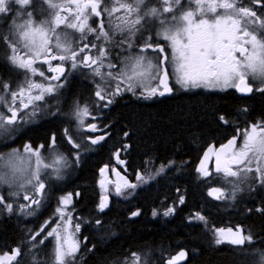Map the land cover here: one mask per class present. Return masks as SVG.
I'll list each match as a JSON object with an SVG mask.
<instances>
[{
  "label": "snow or ice",
  "instance_id": "snow-or-ice-1",
  "mask_svg": "<svg viewBox=\"0 0 264 264\" xmlns=\"http://www.w3.org/2000/svg\"><path fill=\"white\" fill-rule=\"evenodd\" d=\"M156 3L159 7L150 5L146 0H39V3L37 0H0V19L11 21V39L9 36H0V40L10 49L11 54L7 57L9 63L22 70L24 77L23 82L17 84L16 90H12L9 83L0 80V109H3L0 111V141L12 139L21 124L36 122L37 116L49 107L46 97H55L56 112L60 111V89L67 83L65 73L69 69L90 70L94 84V102L103 101L104 103L98 105L101 109L112 104L114 97L122 91L134 92L137 87L142 90L141 95L145 99L171 93L173 89L168 83L169 71L166 64L171 66L175 83L185 88L206 87L221 91L234 88L240 93L250 94L254 91L253 84L249 83L251 78L256 84L255 90L264 93V12L258 15L252 7L245 6L243 0H187L188 7L182 6V0H156ZM250 3L260 4L261 0H250ZM38 8L41 9L40 14L34 15ZM121 10L124 14L115 17L116 23H113L114 14ZM93 16L98 18L95 21L96 27L88 23ZM105 17L108 20L107 29ZM61 25H64L65 30L58 32ZM157 25L155 41L151 35H142L143 44L136 45L134 38L137 33H143ZM67 29L80 33L75 48L72 43L73 34L68 33ZM90 34L93 39L88 41ZM117 35L122 39L116 46L126 45L129 54L121 59L122 67L114 73L111 69L117 66L108 59L109 51L104 45H111ZM161 39L169 42L170 55H160L165 53V46L159 43ZM97 41H101L99 47ZM53 49L56 50L55 53ZM92 49H96L94 56L91 54ZM149 50L156 55L149 56ZM52 61L59 63L53 65ZM65 61L69 62L67 69ZM37 63L47 65V68L41 70L35 66ZM103 69L108 71H102ZM46 72L53 75H46ZM36 76L41 80H34ZM96 77H99V81ZM111 81L116 82L114 87L110 85ZM121 84L125 85L123 89ZM242 111L246 112L247 109ZM56 112L48 114L55 115ZM67 116L75 121V129L63 128L61 137L76 150L73 155L78 162L82 145L86 150H92L88 147L89 144L101 145L110 133L105 131L107 125L101 127L97 123H85L89 118L96 120L98 117V114L93 115L87 104L76 102ZM219 119L228 123L224 116ZM82 132L89 135H80ZM98 132L99 135H90ZM241 137L242 143L237 147V140ZM241 137L234 136L215 151L213 147H209L197 169L204 178L212 176L213 171H209L207 162L210 159L209 154L215 156L214 172L221 174L225 184L231 186L228 193L222 188H212L209 195L217 200H234L236 193L242 191L240 184L246 182L250 176L257 185L264 188V124L250 125L242 131ZM55 144L56 136L52 134L49 137L52 152L47 163L40 154L44 145H39L37 149H33L30 144L25 145L24 153L27 156L16 149L0 153V212L9 216L14 213L34 214L33 205L39 207L41 200L47 195V186L41 180V172L50 170L45 179H50L53 174L61 178L62 169L68 166L67 158L55 151ZM113 155L118 163H126L120 159L119 151ZM173 163L161 164L156 174L162 173ZM106 169L107 166L102 168L101 173ZM116 175L120 176V173L117 172ZM121 179L123 185L117 183L115 187L117 195L121 194L122 187L135 189L138 186ZM136 180L147 182L141 173H137ZM100 183L103 186L104 181L101 180ZM5 187L6 193L3 191ZM249 190L254 189L249 186ZM71 195L69 193L59 200L64 206L56 210L61 217L71 202ZM76 195L79 196V193ZM21 200L27 203L19 202ZM106 200L107 197L99 203L100 211L107 206ZM177 203L183 204L184 198L181 196ZM29 209L32 211H28ZM175 211L176 206L173 205L164 210L163 215H172ZM258 211L264 212V209ZM152 214L156 216L159 213L153 210ZM139 215V210L132 213V216ZM192 219L206 223V217L198 212ZM48 223L51 221L45 222L39 230L32 233L25 246L33 250L43 244L48 236L55 235L56 245L51 264H71L79 251V242L71 234L62 240L56 229H52L40 240L36 239L44 232ZM94 223L99 226L103 221L97 219ZM79 229L80 225L76 224V232ZM211 231L216 237L217 245L227 242L234 246H243L253 242L251 234H245L240 226H236L235 231L233 228H212ZM31 241L36 243L32 244ZM253 254L257 257L255 264H264V251L255 249ZM187 255V251L181 250L165 264H178ZM21 256V247L17 246L11 249L10 254H0V264H19L18 257ZM132 256L133 264H140V256L136 253ZM33 262L40 264L35 255ZM144 264H148L147 256Z\"/></svg>",
  "mask_w": 264,
  "mask_h": 264
},
{
  "label": "trees",
  "instance_id": "trees-1",
  "mask_svg": "<svg viewBox=\"0 0 264 264\" xmlns=\"http://www.w3.org/2000/svg\"><path fill=\"white\" fill-rule=\"evenodd\" d=\"M245 108L247 111H242ZM220 116L228 123L222 122ZM109 117L113 135L108 156L103 158V152L87 151L69 176L67 189H79L82 206L92 208L98 169L104 162L112 161V151L125 133L130 147L129 163L143 174L149 172L151 178L127 201L125 211L111 216L114 237L105 244V240L96 239V233L89 235L88 241L96 243V247H85L83 251L90 254L91 264L106 257L113 263L130 252L139 253L143 259L147 256L148 264H165L180 249L188 251V259L182 264H242L236 259L237 248L262 245L260 249L264 251V212L258 211L264 209V188L256 184L253 191L240 192L250 193L246 199L215 201L207 190L217 179L210 183L197 171L198 161L208 146L224 144L250 125L264 123V93L240 96L232 89L188 88L147 100L119 97L111 106ZM169 162L174 163L157 175L160 165ZM181 196L184 203L178 204ZM173 205L175 213L163 215ZM134 210H139L140 215L128 218ZM153 210L159 213L155 217ZM197 212L206 217V223L192 219ZM20 220L23 219L0 217V251L26 239L28 223ZM236 226L251 234V244L215 243L212 228Z\"/></svg>",
  "mask_w": 264,
  "mask_h": 264
},
{
  "label": "flooded vegetation",
  "instance_id": "flooded-vegetation-1",
  "mask_svg": "<svg viewBox=\"0 0 264 264\" xmlns=\"http://www.w3.org/2000/svg\"><path fill=\"white\" fill-rule=\"evenodd\" d=\"M37 1H39V0H37ZM58 2H63V0H59ZM122 2H123V0H122ZM127 2H132V0H127ZM146 2L152 6L159 7V5L156 3V0H146ZM243 3L245 6L252 7V9L254 11H257L258 15L261 12H264V0H261V3L256 4V5L251 4L250 0H243ZM182 6L188 7L187 0H182ZM43 7H46V5H44ZM193 7H194V5H193ZM40 12H41V9L38 8L37 12H34V15H38V14H40ZM61 14L64 15L66 13H61ZM123 14H124L123 10L115 13L114 18H113V23H116L115 17L121 16ZM166 15H171V14H166ZM70 19H71V17H70ZM97 19L98 18H96L94 16L90 17L88 23L91 26L96 27L95 21ZM10 24H11V21L0 19V36H9V38L11 39L10 32H9ZM105 28L106 29L108 28L107 17H105ZM157 28H158V25L156 27H150L149 29L145 30L143 33H137L135 38H134L136 45L143 44V39L141 38L142 35H144V36L151 35L153 37V40L155 41L157 39L155 36V32L157 31ZM63 29H64V25H61V27L59 29H57V31L60 32V31H63ZM66 31L68 33H71V34H75L74 29H67ZM73 36H75V35H72V37ZM88 37H93V35L90 34ZM121 39H122V37L120 35H117L115 37V41L111 45H109V44L104 45V47L107 48L109 51L108 59H111L112 63L116 64V66H117L116 68L111 69V71L114 73L118 72L120 70V68L122 67L121 59L123 57H126L129 54L128 51L126 50V45L120 46V47L116 46V44ZM159 43H161L165 46V53L160 54V55H164V54L170 55L171 48L168 46L169 42L161 39V40H159ZM135 50L136 49L134 48L133 51H135ZM55 51L56 50L53 49L54 53H55ZM10 54H11L10 49L7 47L6 43L3 40H0V80H3L5 82L9 83L12 87V90H16L17 84L22 83L24 77L22 75V70L16 69L13 65H11L9 63L7 57ZM21 54H23V50L21 51ZM83 54L84 53H81V55H83ZM91 54H93V53L91 52ZM148 55L154 57L156 54L153 53L151 50H149ZM52 63H53V65H55L59 62L58 61H52ZM105 63H107V60L105 61ZM64 64H65V67L67 69L69 62L65 61ZM35 66L37 68H41V70H44L47 68V65H41L39 63H37ZM165 66L168 67V71H169V80H168L169 86L172 87V89H173V91L171 92L170 95H172L176 91L182 90V89H188V88L204 89V88H206V87H188V88H185L179 84H176L175 80L173 78V75H172L171 66L167 65V64ZM102 71H108V69H103ZM65 74L67 75V83L65 84L63 89H60L59 104H58L60 111L56 112L57 102H56V99H54V106H53L54 108L53 109L48 108L45 112H41L37 116L36 122L30 121L27 124H21L19 126V130L13 134L12 139L7 140L6 142L0 141V153H8V152H11L13 149L19 150V152L21 151V153H24L25 145L30 144L33 149H37L39 145H44V148L40 149V154H41V157L44 159V162H46L47 159H46L45 153L49 149H52L49 146V137L52 134H55V136H56V144L54 146L55 150L58 151L59 154L61 153L62 155H64L67 158H68V156L73 155V153L76 150L72 149L71 146L69 144H67L64 139H62L61 131L63 128L75 129V121L70 120L67 116V113H69L72 110V108L76 102H79L81 105L87 104L89 106V110L93 113V115L98 114V117L96 120H91V118H89L88 120L85 121V123L86 124L89 122L97 123L101 127H104L105 125H107V127L105 128V131L110 133V135L107 136L105 141H103L101 143V145H90L89 144L88 147L91 148L92 150H86L82 145V148L79 150L80 151L79 165L81 164V160L83 158V155L85 153H87V151L88 152L93 151L92 153L103 152V156H102L103 158H106L108 156V152H109L108 143L110 141V138H112V135H113L112 123L110 122L109 111H110L111 106L114 104V102L118 98L112 104H110L107 108L101 109L98 105L102 104L104 102L103 101L94 102L95 98L93 96V91H94L93 81L86 79L82 75L72 73L71 69L66 71ZM46 75H53V74L46 72ZM33 79L36 81L41 80V78L39 76H36ZM115 83H116L115 81H111L110 85L113 87V86H115ZM153 83H155V81H153ZM249 83H252L253 87H254V91L252 92L251 95H253L255 93H260V92L255 90L256 85L253 83V81L249 80ZM124 87H125V85L121 84V88L123 89ZM230 89L234 90L238 95H240L236 89H234V88H230ZM141 91L142 90L139 87L135 88L134 92L125 90V91H123L124 93L122 94L121 98H126L128 96H136L137 98L145 99L144 96L141 95ZM170 95H167V94H165L163 96L156 95L153 97H165V96H170ZM240 96H242V95H240ZM145 100H147V99H145ZM18 103H19V100L17 101V104ZM38 103H40L41 105L44 104V102H38ZM2 110L3 109H0V111H2ZM51 112H56V114L55 115L48 114ZM21 115H23V113H21ZM47 130H49V132L46 135L45 132ZM99 134L100 133L98 132V133H91L90 135L95 136V135H99ZM80 135H89V133L82 132V133H80ZM237 136L240 137L241 133H238ZM74 138H77V137H74ZM78 142H79V140H78ZM125 145H127V143H126L125 135H124L121 143L117 144L116 147L114 148V150L112 151V161L104 162L99 167L98 177L96 178V182H95V188H93L94 192H95V202H94V204H92V208L86 209L82 206L81 200H82L83 196L81 195V191L79 189H76L75 191H73L72 189H70V190L67 189L68 188L67 183L69 182V177H65L64 179H62L60 181H56V182L51 181L52 180L51 178H50L51 180H49V179H44V177H41V180H43L47 186L46 187L47 195H46L45 199L41 200V204L39 207L33 205L35 212L32 216L26 217V215H22L19 213H14L13 215L9 216L7 213L0 212V214H2L0 217H8V218L17 217V218H21V219L24 218L23 220L28 223V229L29 230H32V231L33 230H39V228L42 225H44L45 222L50 221L56 215L60 216V214L56 210H57V208L64 207V206L59 203V200L61 197L71 193L72 194L71 195V202L67 205V207L65 209V215L70 216L71 218L73 217L74 220H76V223L78 222V224L80 225V229L78 232H79L80 239H81V246H82L81 252H85V251H83L85 247L88 250L94 249L96 247V243L88 241L89 237H90L89 235L94 234V233H96L98 235V236L96 235L97 236L96 239H103V240H105V244H106V242H108L114 236L109 235L108 237L103 238L99 235L101 233H103L106 229L111 230L110 229V218H111V216L116 212L118 213V211H119V213H122V211H125L127 201L140 189L141 184L144 183V182H138L136 180L137 173H141V174H143V173L141 172V170L139 168H137L136 166L129 163L130 161L128 158V151H129L130 147L127 145L128 147L124 148ZM218 146H220V145H218ZM117 151L120 152V159L125 161L126 162L125 164H120V163L115 161V157L113 154ZM24 154H26V153H24ZM106 165L108 166L110 182L108 183L107 190L104 191L99 186L98 183H99V178H100L99 170L103 166H106ZM209 166H215V160H213V162ZM71 170H73V169H71ZM117 172L120 173V176H119L120 178H124L123 177V175H124L130 180L131 183H136L138 186L135 189H129V188H123L122 187L121 194L117 195L116 191H115L116 184L120 183L121 185H123V181L118 182V180H117V175H116ZM211 187H213V186H211ZM3 191L6 193L7 188L5 187L3 189ZM207 192H208V190H207ZM77 193H79V196L76 195ZM103 194H107L109 196V204H108V208L106 210L100 211L98 208V205L100 203V200H101V197ZM215 201H219V200H215ZM19 202L27 203V201H22V200ZM28 211H32V209H29ZM134 211H137V210H134ZM133 212H130L128 214V218L138 217V216H132ZM90 214H92V217L90 216ZM97 219L102 220L103 224L99 225V226L96 225L94 222ZM23 220H20V221L24 222ZM29 223H31V225ZM47 227L48 228L50 227L49 224L47 225ZM110 233H111V231H110ZM47 244H49V243H44L43 245L45 246ZM17 246H19V245H16L13 247H6V246L2 247L1 249H3V250L0 251V254H3L4 252H8L10 254L11 249H13ZM131 253H137V252H131ZM137 254H139V253H137ZM125 256H126L125 254H123L121 256V258L118 260L119 263L123 261ZM170 257H168V258H170ZM91 261H90V264L92 263ZM165 262H166V260H165ZM13 264H16V263L13 262ZM22 264H27V260L26 259L23 260ZM96 264H112V263L109 261L108 257H106V258H104V260H102L101 262L99 261Z\"/></svg>",
  "mask_w": 264,
  "mask_h": 264
},
{
  "label": "rangeland",
  "instance_id": "rangeland-1",
  "mask_svg": "<svg viewBox=\"0 0 264 264\" xmlns=\"http://www.w3.org/2000/svg\"><path fill=\"white\" fill-rule=\"evenodd\" d=\"M38 2L39 1H37V3ZM73 35H75V36L72 37V43H73V48H75L76 47L77 38L80 36V33L75 31V34H73ZM92 39H93V37H88V41H91ZM96 43H97V46L99 47L101 41H97ZM92 53H93L92 55L94 56L96 54V49H92ZM78 59H79V57H78ZM89 72H90L89 69L72 70V73H76V74L82 75L86 79H89V80L93 81V78L90 76ZM95 79L97 81H99V77H96ZM249 80H251V78H249ZM204 89L216 90V89H213V88H204ZM123 93L124 92L122 91L121 94L115 96L114 97V101L117 98L121 97ZM54 99H55V97H46V101L48 102V105H49L48 108H52V109L54 108L53 107L54 106ZM257 124H264V123H257ZM241 143H242V137L237 140V147H239L241 145ZM51 152H52V149H49L45 153L46 159H47V161L45 163L48 162V158H49V155H50ZM56 152L58 153V151H56ZM20 153H21V151H20ZM21 154L24 155V156L28 155V154H24V153H21ZM67 160H68V166L62 169L61 178H57L56 175L53 174L51 176L52 180L51 179H49V180H51L53 182H56V181H60V180L64 179L65 177H69L71 175V173L73 172V170L76 167H78L79 162H80V159H79L78 162L75 161L74 155L68 156ZM207 167H208L209 171H213V175L208 177V178H206V179H209V181L211 183V182L214 181V178H216L217 179L216 184H212V185L216 186V187H219V188H222L226 193L230 192L231 191V186L225 184V182L221 179V174H217V173L214 172L215 166H207ZM71 169H73V170H71ZM48 171H50V170H43L41 172V177H44V179H45V176H46ZM143 175L145 176L146 179H148V177H150V173L149 172H146ZM232 179H235V178H232ZM249 186H251L252 189H254L255 186H256V183L251 179V176L249 177V179L246 182L240 184V188L242 189V191H238L236 193V198L234 200L242 199L244 197H245V199L248 198L250 193H248L246 195V194L240 193V192H250ZM251 191H253V190H251ZM220 200H221V202H226L228 200L234 201L233 199H220ZM1 215L2 214H0V216ZM28 216H32V215H26V217H28ZM69 218H70V223H69ZM50 221H51V223H48L50 227L49 228L47 227L48 229L46 228L44 230V232H42L41 235L38 236L36 239L40 240L47 232L51 231L52 229H56V232L59 233V235H60L62 240H63V238L66 235L71 234L72 238L79 242V251L75 254V259L71 262V264H90V261H91L90 256H89L90 254L87 253V252H81L82 246H81L80 235H79V232H76V230H75V226H76V224H78V222L76 223V220H74L73 217L71 218L70 216H67L65 214L63 215V217H61V215L60 216L56 215ZM225 229H227V228H225ZM235 229L236 228H233L234 231H235ZM35 231H37V230H33L32 231V230L28 229L26 231L27 232L26 233L27 234L26 239L25 240H24V238L21 239V244L19 246L21 247L22 256L18 257L19 258L18 259L19 264H22L23 260H25V259L27 260V264H34L33 255H35L37 257V260L40 262V264H51V257H52V254L54 252V248H55V245H56V236L55 235L48 236L47 239L44 240L43 244L44 243H49V244H47L45 246L43 244H40V245H38L37 248H35L33 250H29L25 245H26V242L29 241V238L32 235V233H34ZM110 231L111 230L106 229L103 233L100 234L101 237L104 238V237H108L109 235H113V231H111V233H110ZM245 234H247V233H245ZM31 243L35 244L36 241H31ZM260 246H262V245H259L256 248L246 249V250H241L242 248H237L236 249L237 250L236 259L241 261L242 264H248L250 262H253L254 260L257 259L256 255L253 254V250L259 249L261 251ZM132 254L133 253L130 252L128 255L125 256V258L123 259L122 262L119 263V261L116 260L112 264H133L134 257L132 256ZM139 256H140V264H144L145 259H143L141 255H139ZM14 263H16V262H14Z\"/></svg>",
  "mask_w": 264,
  "mask_h": 264
},
{
  "label": "water",
  "instance_id": "water-1",
  "mask_svg": "<svg viewBox=\"0 0 264 264\" xmlns=\"http://www.w3.org/2000/svg\"><path fill=\"white\" fill-rule=\"evenodd\" d=\"M237 92H238L240 95H242V96H250V95L252 94V93H250V94L240 93L239 91H237ZM170 94H171V93H169V94H167V95H170ZM224 144H227V142L224 143ZM221 145H223V144H221ZM221 145H220V146H221ZM220 146L217 147L214 143L211 144L210 146H208L207 149L204 151L203 155L201 156V158H200L199 161H198L197 169H198V167H199V165H200V162L203 160V158H204V154H205V152H207L208 148H209V147H213V150L215 151V150L219 149ZM209 155H210V159H209V161L207 162V166H209V165L213 162V160H215V156H214V155H212V154H209ZM115 161L117 162L116 159H115ZM106 166H107V165H106ZM102 168H105V166H103ZM102 168H101V169H102ZM101 169H100V170H101ZM100 170H99L100 178H99V183H98V184H99V186H100L104 191H106V190H107L108 183L110 182V176H109V172H108V166H107L106 171H105L103 174L101 173ZM123 177H124V179H126L127 181L130 182V180H129L126 176L123 175ZM101 180L104 181L103 186H101V183H100ZM117 180H118V182H122V181H123V179H121L119 176H117ZM212 188H219V187H216V186L210 187V188L208 189V194H209V192L211 191ZM209 196H210L212 199L217 200V199H215L214 196H212V195H209ZM105 197H107V200H106V204H107V206L105 207L104 210H106V209L108 208V204H109V196H108L107 194H103L102 197H101V200L104 199ZM101 200H100V202H101ZM181 250L187 251L186 249H181ZM181 250H179V251H181ZM179 251H178V252H179ZM178 252H177V253H178ZM187 253H188V251H187ZM175 254H176V253H175ZM175 254H173V255H175ZM173 255H172V256H173ZM172 256H171V257H172ZM168 259H169V258H167L166 261H167ZM187 259H188V255H187V258H186V259L179 261L178 264L185 263V262L187 261Z\"/></svg>",
  "mask_w": 264,
  "mask_h": 264
}]
</instances>
